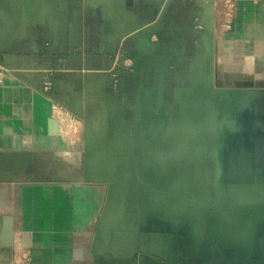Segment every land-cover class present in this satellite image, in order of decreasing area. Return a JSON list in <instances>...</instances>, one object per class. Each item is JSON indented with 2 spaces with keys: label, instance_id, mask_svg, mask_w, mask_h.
<instances>
[{
  "label": "crops",
  "instance_id": "obj_1",
  "mask_svg": "<svg viewBox=\"0 0 264 264\" xmlns=\"http://www.w3.org/2000/svg\"><path fill=\"white\" fill-rule=\"evenodd\" d=\"M26 5L41 21L24 22L17 37L10 36L14 23L3 20L0 5V50L9 49V61L41 64L59 56L101 71L110 64L108 45L135 51L136 43L123 37L134 22L154 27L158 45L143 42V77L123 80L128 101L122 95L120 109L142 127L148 150L176 156L173 178L184 193L194 185L211 188L214 209L199 234L187 225L195 240L188 249L180 245L186 225H157L143 217L130 222L107 212V186L83 183L65 175L55 160L45 161L55 141L34 119L35 92L5 73L0 264H264V0H235L226 28L207 0H26ZM210 15L213 43L199 32ZM45 29L58 36L49 53L41 46ZM17 163L26 164L24 172L16 171ZM27 164L39 165L34 168L39 174H29Z\"/></svg>",
  "mask_w": 264,
  "mask_h": 264
},
{
  "label": "built area",
  "instance_id": "obj_2",
  "mask_svg": "<svg viewBox=\"0 0 264 264\" xmlns=\"http://www.w3.org/2000/svg\"><path fill=\"white\" fill-rule=\"evenodd\" d=\"M4 1L2 5L3 16L4 18L7 16L9 22L14 23L12 26L14 31L19 29L16 28L17 21H22L23 24L24 22L40 24L41 20L38 13L28 11L26 0ZM214 3L220 12L219 21L222 27H228L233 17L235 0H214ZM155 38L156 40L154 41ZM151 41L155 44L158 38L153 36ZM109 56H111V59L108 73L113 74L111 75L113 90L111 94L105 93L109 100H113V98H121L123 95L120 86L121 80L132 78L133 75H137L136 77L141 79L140 68L142 60L141 57H135L130 52L112 51L109 53ZM2 64L0 60V85L3 84L4 75L7 73L15 78L17 82L31 88L35 92V96L33 97V106L36 107L34 119H37L38 126L43 125V131L48 139L65 143L66 150L60 148V154L57 153L56 158H54L58 169L63 170L67 176L78 177L79 179L85 178L87 175V179L104 182L102 185L105 186H112L110 179L114 178L121 185V182H123L121 166L130 162L133 155V146H130V143L121 134L122 111L119 119H106L104 116H101L103 120L94 122L97 125H86L83 119L78 120L79 118L70 112L69 106L65 102L58 101L51 95L54 89L53 84L46 83L44 86L39 87L35 82H26L17 76L16 73L18 72L7 70ZM70 64L72 62L69 60L59 59L55 63L44 66H50L51 70L49 72L53 74L55 73V67L60 68ZM33 65L43 66L38 64ZM64 114H66L65 118L70 119V127L73 124L74 126H79L77 135H70L68 133L67 136L63 135L62 129L64 124L61 119ZM51 119L59 122V133L56 137H51L48 134V122ZM59 139L62 141H59ZM65 145L63 146L65 147ZM45 159V161L51 163L48 157L45 156ZM118 170L120 173H117Z\"/></svg>",
  "mask_w": 264,
  "mask_h": 264
},
{
  "label": "water",
  "instance_id": "obj_3",
  "mask_svg": "<svg viewBox=\"0 0 264 264\" xmlns=\"http://www.w3.org/2000/svg\"><path fill=\"white\" fill-rule=\"evenodd\" d=\"M214 0H207L208 8L213 11L214 7ZM4 0H0V5L4 4ZM2 10V14H3ZM210 17V22L199 23L201 24L204 29L199 31L202 32V38L204 41H208L210 43L214 42L215 38V30L212 21V15ZM5 22H8L7 16L3 19ZM134 22L133 27L128 30L123 36L126 39L133 40L136 43L135 51L130 52L135 57L142 56L141 53L145 52V48L143 45L144 41L150 42L153 36L159 38V34L155 31L154 27L149 26L147 24H142ZM23 22L17 21L16 28H19L17 31L12 33L13 37L20 36L23 29ZM52 34V35H51ZM121 36V38H122ZM10 42V41H8ZM58 36H55L50 33L48 30L45 29L44 38L41 43V46L45 51L48 53L50 51H55L57 48ZM9 47V46H8ZM7 48V47H6ZM110 51H116V49L112 45H108L107 47ZM54 49V50H53ZM9 50V49H8ZM8 50L2 49L0 50V60L1 64H9L3 65L4 68L7 70H11L16 73L17 76L23 79L26 82L33 83L35 82L37 86H44L46 83L53 84V92L51 95L58 101L65 102L69 106L70 112H72L75 116L79 119H91L88 124L91 126L96 124L94 123V119H101V116H104L106 119H119L121 116L122 109L120 106V101L115 98V100L108 98L107 94H111L113 90V83L111 80L112 73H108L109 67L104 70H96L91 66L87 65H74L73 62L70 65H65L63 67H55V73L51 74L49 71L51 70L48 63H41L38 65L43 66H34L35 63H29L23 60L17 61H9L5 56L9 53ZM27 50H32L30 46H28ZM138 53V54H137ZM55 54V52H54ZM59 59H68L64 57L57 56L54 62H57ZM141 60H143L141 58ZM50 65V64H49ZM137 75H133L132 78L128 79H135L139 80ZM120 77V76H119ZM126 80V79H125ZM123 81H120V86ZM76 90V91H75ZM75 91V92H74ZM107 94H106V93ZM60 98V99H59ZM122 98V97H121ZM90 110H98L97 115L89 116ZM86 124V125H88ZM89 125V126H90ZM97 125V124H96ZM59 133V122L56 120H49L48 122V134L51 137H56ZM119 170L117 171V173ZM120 173V172H119ZM117 176V175H116ZM87 177V175H86ZM81 178L80 181L83 183H97V184H104V182H97L94 180H90L87 178ZM120 178V176H118ZM110 183L112 184L111 189L109 191V207L108 211L115 217L122 218V219H129L131 217L138 218L140 217L141 209L138 206V200L135 195V186L132 183L127 185L128 189H131L130 198H126L127 196L123 192V186L120 185L116 179L111 178ZM131 220L130 222H132ZM182 252V251H181ZM184 253V251H183ZM161 264H173V263H166V261L161 260Z\"/></svg>",
  "mask_w": 264,
  "mask_h": 264
},
{
  "label": "flooded vegetation",
  "instance_id": "obj_4",
  "mask_svg": "<svg viewBox=\"0 0 264 264\" xmlns=\"http://www.w3.org/2000/svg\"><path fill=\"white\" fill-rule=\"evenodd\" d=\"M155 45H158V43L156 42ZM109 57L111 59V56ZM66 60L72 62L71 59ZM144 71L145 65L142 62L140 68L142 77ZM121 92L128 101L122 87ZM124 114L123 119H121V134L130 143V146H133V155L130 162L121 166L123 172L121 185L124 187L123 192L127 195L125 197L130 198L131 192L133 193L131 189L127 188V185L132 183L135 186V195L138 202H145L146 205H149L148 207L154 206L157 210L156 214H145L143 212L144 208L141 206V218L143 217L157 225H186V229L184 227L186 235L180 245L188 249L195 240L188 234L189 228L187 225H194L195 232L199 234L206 227L205 216L213 212V206H209V204L213 205L211 202L213 199L211 188L207 185H194L189 193H184V190L178 186L179 184L173 178V170L179 168V165L174 163L177 160L176 156L174 154L171 156L162 155L148 150L145 146L142 127H135L132 121L125 119ZM100 120L103 119H94L95 122ZM139 187L141 188L140 191L138 190ZM107 188L109 193L111 186L108 185ZM146 205L145 209L148 208ZM210 210L212 212L209 213Z\"/></svg>",
  "mask_w": 264,
  "mask_h": 264
},
{
  "label": "rangeland",
  "instance_id": "obj_5",
  "mask_svg": "<svg viewBox=\"0 0 264 264\" xmlns=\"http://www.w3.org/2000/svg\"><path fill=\"white\" fill-rule=\"evenodd\" d=\"M97 112H98V110H95V114H97ZM70 120V119H69ZM81 120V119H80ZM83 121H84V123L85 124H88L89 123V119H83ZM77 125H75L74 126V124L70 127V125L69 126H65V124L63 125V129H62V132L64 133L63 135H65V136H67L68 134H70V135H77V133H78V129H79V126H77ZM74 127V128H73ZM68 129V131H66ZM68 133V134H67ZM72 140V139H71ZM70 140V141H71ZM59 141H62V140H60L59 139ZM57 144L59 145V146H57ZM63 145H65V143L64 142H56L55 141V145L53 146V148H51L52 150H48V151H46V153H45V156L46 157H48L50 160H51V162H53L54 161V158H56V154L57 153H59L60 154V152H61V150H60V148H62V149H65L66 150V145H65V147L63 146ZM55 146H57L58 147V149H56L55 148ZM54 149H56L55 151H54ZM58 150H60V151H58ZM65 152V151H64ZM40 156V155H39ZM32 159H36V157H38V155H32ZM37 160V159H36ZM38 161V160H37ZM36 161V162H37ZM34 164H35V162H33ZM21 165V166H20ZM16 164V168H17V170L16 171H19V172H24L23 171V169H24V165H26V164ZM50 165V164H49ZM37 166H39V165H37ZM37 166H34L33 164L31 165V167L30 168H33L32 169V171L30 170V168H29V166H28V164H27V169H29L28 170V172H29V174H39V170H36V169H34L35 167H37ZM40 167V166H39ZM53 168L55 169V167L53 166ZM50 169H52L50 166H48V174H56L55 172H54V169H52L51 171H50ZM58 171H60V170H58ZM59 173H61V172H58V174ZM60 175V174H59ZM140 187L138 188V190L140 191ZM145 205H146V203L144 202V203H138V206H139V208L142 206V208H144L143 209V212L145 213V214H156L157 213V210H155V208H154V206H150V207H148L149 205H146L148 208H146L145 209ZM194 213V212H193ZM165 219H168V218H165Z\"/></svg>",
  "mask_w": 264,
  "mask_h": 264
},
{
  "label": "bare ground",
  "instance_id": "obj_6",
  "mask_svg": "<svg viewBox=\"0 0 264 264\" xmlns=\"http://www.w3.org/2000/svg\"><path fill=\"white\" fill-rule=\"evenodd\" d=\"M65 115H66V114H64V115L62 116L61 121L63 122V124H65V126H66V125L69 126V125H71V124L69 123V119L65 118ZM78 120H80V119H78ZM66 131H68V129H67ZM16 174H17V173H16ZM18 174H20V173H18Z\"/></svg>",
  "mask_w": 264,
  "mask_h": 264
}]
</instances>
